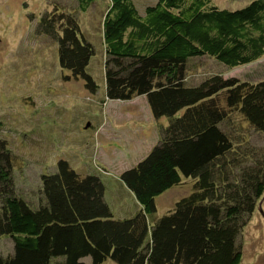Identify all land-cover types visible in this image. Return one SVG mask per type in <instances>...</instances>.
<instances>
[{
  "label": "trees",
  "instance_id": "trees-1",
  "mask_svg": "<svg viewBox=\"0 0 264 264\" xmlns=\"http://www.w3.org/2000/svg\"><path fill=\"white\" fill-rule=\"evenodd\" d=\"M49 1L39 32L57 43L66 80L96 94L95 48L78 17L94 0ZM102 39L106 98L145 97L159 128L156 145L120 174L141 209L116 218L102 178L64 159L42 175L38 203L28 201L15 183L18 157L0 138V239L13 243L0 264H241L239 235L264 198V149L248 139L264 133V81L215 74L190 84L188 72L196 58L229 69L263 58L264 0L237 10L158 0L144 15L133 0H111ZM189 181L192 192L150 223L157 197Z\"/></svg>",
  "mask_w": 264,
  "mask_h": 264
},
{
  "label": "rangeland",
  "instance_id": "rangeland-1",
  "mask_svg": "<svg viewBox=\"0 0 264 264\" xmlns=\"http://www.w3.org/2000/svg\"><path fill=\"white\" fill-rule=\"evenodd\" d=\"M110 1L94 0L78 15L83 34L95 48L88 71L99 90L92 94L82 81L66 80L70 73L59 66L57 43L39 32L41 18L54 9L53 3L0 0V138L7 141L18 157L15 183L30 202H36L40 194L42 175L56 173L58 161L64 159L77 173L98 174L102 178L108 189L107 200L117 215L135 210L132 198L121 190L120 174L136 165L156 145L159 128L145 97L131 103L106 98L102 38L104 15ZM157 1L133 0L141 15ZM252 1L213 0V5L237 10ZM189 68L190 84H199L215 74L251 83L264 81V57L234 69L207 57L196 58L191 60ZM248 137L259 152L264 149V133H251ZM191 192L189 181L157 197V212L149 217V222L167 214ZM261 201L239 235L241 264H264V202L260 209ZM12 251V241L0 239V256ZM84 261L90 263L91 259ZM103 264L115 263L107 260Z\"/></svg>",
  "mask_w": 264,
  "mask_h": 264
},
{
  "label": "crops",
  "instance_id": "crops-1",
  "mask_svg": "<svg viewBox=\"0 0 264 264\" xmlns=\"http://www.w3.org/2000/svg\"><path fill=\"white\" fill-rule=\"evenodd\" d=\"M132 115V114H131ZM152 147V146H151ZM150 147V148H151ZM150 152V151H149ZM148 152V153H149ZM148 153H145L144 154V156L141 158V159H143ZM140 159V160H141ZM139 160V161H140ZM121 182V181H120ZM121 190H124L131 198H132V201L134 202V205H135V210L131 213V214H127V212L125 213L124 211L122 212V213H120V214H116V211L114 212L113 211V209H112V207H111V205H110V203H109V205H110V207H111V209H112V211L114 212V214H115V217L116 218H128V217H130V216H132V215H134L136 212H138L141 208H140V206L137 204V202H136V199H134V196L128 191V189L122 184L121 186ZM107 199V198H106ZM123 202H124V200H123ZM123 209L126 207V201H125V203H123Z\"/></svg>",
  "mask_w": 264,
  "mask_h": 264
},
{
  "label": "water",
  "instance_id": "water-1",
  "mask_svg": "<svg viewBox=\"0 0 264 264\" xmlns=\"http://www.w3.org/2000/svg\"><path fill=\"white\" fill-rule=\"evenodd\" d=\"M263 202H264V198L262 199V201H261L260 204H259L260 209L262 208V204H263Z\"/></svg>",
  "mask_w": 264,
  "mask_h": 264
}]
</instances>
